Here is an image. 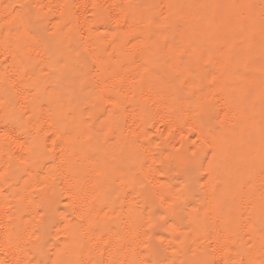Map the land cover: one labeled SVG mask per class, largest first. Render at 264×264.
Returning a JSON list of instances; mask_svg holds the SVG:
<instances>
[{
	"label": "bare ground",
	"instance_id": "6f19581e",
	"mask_svg": "<svg viewBox=\"0 0 264 264\" xmlns=\"http://www.w3.org/2000/svg\"><path fill=\"white\" fill-rule=\"evenodd\" d=\"M23 2L56 35L0 30V264H261L264 0Z\"/></svg>",
	"mask_w": 264,
	"mask_h": 264
},
{
	"label": "snow or ice",
	"instance_id": "6c2138e0",
	"mask_svg": "<svg viewBox=\"0 0 264 264\" xmlns=\"http://www.w3.org/2000/svg\"><path fill=\"white\" fill-rule=\"evenodd\" d=\"M48 7L49 12L52 10V5H39V9H43ZM58 7L61 9H67L69 6L66 4H59ZM76 7H80L76 5ZM98 6L96 4L92 5V8L95 9ZM65 13L61 11L59 17H56L57 24H60V21L63 19ZM93 17H96L97 14L95 12L90 13ZM51 21H49L50 23ZM110 22V19L100 18L96 19L95 23L104 24ZM70 21L64 23V27H69ZM117 24L120 23L119 20L116 21ZM125 24H127V20H125ZM0 30L3 31L4 34L8 38H11L13 34H20L21 32L27 33L32 41H34L31 45H25V51L21 52V57L23 58L25 55H30L32 51L36 52V55H41L40 51L37 49V45L43 46L45 49H50L55 46V41L51 38L56 35V32H49L48 28L44 26V18L38 14V8L36 4H26L23 0H20L19 3H14L10 7L5 6V11L0 14ZM92 29L90 28L89 31ZM140 37L135 35L134 33H128V39L126 41L127 44L133 45L135 47L134 41H139ZM86 51V50H85ZM79 54V53H78ZM7 60V58H6ZM177 79L181 84H184L186 81L180 79V74H177ZM106 99L111 103V107L113 110L118 109L119 101L113 103L115 98L111 95H108ZM107 111V110H106ZM158 198L160 200V207L165 208L167 210H172L174 199L173 195L165 192H160L158 194ZM168 213L165 212V215ZM160 226L167 227V221L163 220ZM154 224L152 222L148 223V228H153ZM261 232L264 234V225L261 227ZM103 264V262H101ZM149 264H155V262H149ZM224 264H228V261L225 260ZM261 264H264V261H261Z\"/></svg>",
	"mask_w": 264,
	"mask_h": 264
}]
</instances>
